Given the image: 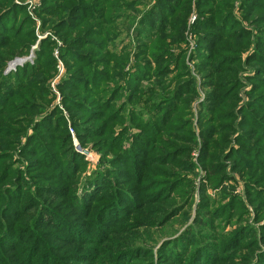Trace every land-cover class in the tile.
I'll return each mask as SVG.
<instances>
[{
    "label": "trees",
    "instance_id": "1",
    "mask_svg": "<svg viewBox=\"0 0 264 264\" xmlns=\"http://www.w3.org/2000/svg\"><path fill=\"white\" fill-rule=\"evenodd\" d=\"M20 1L0 0V264H155L152 249L133 242L156 224L188 219L197 176L202 196L195 221L162 244L157 263L222 264L228 256V264H264V225H242L249 211L234 186L225 185L235 180L227 172L230 165L244 181L248 202L258 203L255 221H260L264 0H240L241 16L256 31L235 16L237 0L143 2L148 7L135 43L121 49L118 39L135 20L124 12L135 9L132 0H42L43 29L55 30L56 40L39 42L26 0ZM193 10L196 66L204 77L200 86L207 88L199 103L204 139L199 164L191 154L197 145L192 101L200 97L199 86L187 62L179 68L177 57L168 60L164 53L173 54L162 49L181 40ZM252 42L254 51L243 59ZM36 44L33 62L5 73L10 60L28 55ZM207 45L210 51L204 52ZM56 49L66 68L57 84L61 104L50 86L57 75ZM150 50L157 52L156 67L136 60ZM177 54L182 61L185 52ZM247 65L258 66L247 77L249 101L237 109L239 71ZM115 121L119 131L110 127ZM70 127L81 147L102 153L98 168L86 177L87 160L76 151ZM80 180L82 200L72 189ZM216 218L239 227L211 236L206 229L223 228L214 224Z\"/></svg>",
    "mask_w": 264,
    "mask_h": 264
},
{
    "label": "rangeland",
    "instance_id": "2",
    "mask_svg": "<svg viewBox=\"0 0 264 264\" xmlns=\"http://www.w3.org/2000/svg\"><path fill=\"white\" fill-rule=\"evenodd\" d=\"M135 2V9H128L124 12H127L125 14H128L130 12H132V15L135 14V20H133V24H130L131 28L129 29H125L123 31V35L118 39V47L119 49H121V46L124 47L130 43H132L134 45L135 40H134V35L135 32L137 30L138 27L141 26V19L143 17V13L146 9V7L150 6L151 4H153L155 2V0H132ZM15 2L17 4L22 3L20 0H15ZM42 0H26L25 4H27V13L28 15L31 17V19L33 20L34 24L33 26L35 27V33L38 36V42L42 39L47 38L48 36H51L52 38H55L54 34H56L55 30L51 29V28H47V29H43V25H42V17L38 12V9L41 7L42 4ZM143 2H148V6H145L143 4ZM240 0H237L235 2L234 8H232V11L235 12V16L238 18L239 20L241 19L243 25L246 28H249L250 23L249 21H245L243 19V17L241 16L242 11H241V7H240ZM259 13H264V11H259ZM197 19V14L195 13V10H193L191 12V14L189 15L188 18V23H186L184 30L181 32V40L177 41L174 40V44L172 46H169V48L167 47H162V49H167L168 52L172 53L173 55L171 56L169 53H164L166 54V57L168 60H174V57H177V60L179 61V68L182 67V64H184V62H187L188 66H189V72L191 75H194L196 77V86L198 87L199 91H200V97L198 100H196L194 102V100L192 101V105H193V111H194V115H193V125L195 127V132H196V137H197V145L195 146V148L192 150V160L196 163L199 164V157H200V152L201 149L203 147V143H204V139L203 136L201 135V133H199V128L200 126L198 125V121H199V117H200V113H199V103L205 100V94H206V90L207 88L200 86V82L202 83V81L204 80L202 77L203 73H201L199 70L200 68L198 66H196V64L199 63V59L197 58V45H198V37L196 35V33L193 30V23L196 21ZM122 23H124V18L122 19ZM151 25V24H149ZM129 26V27H130ZM254 31H256V27L254 28L253 26H251ZM145 29L147 30H151L148 26H144ZM245 28V30H246ZM172 29L167 30L168 32L171 31ZM150 34L152 32H149ZM156 33V32H155ZM151 36V35H149ZM145 39V40H144ZM150 40V39H149ZM145 41L147 42L146 38H138V42H142L145 43ZM168 42H171V39L168 38L167 39ZM37 42V44H38ZM62 41H58V44L61 45L63 43H61ZM116 43V42H115ZM36 45L32 46L33 48H31L30 52L28 55H23V56H17L14 59L10 60L6 66L5 69V73H9L10 71H16L17 70V66H23L25 62L27 61H31L33 58L36 57L35 51L34 49L36 48ZM117 44V43H116ZM253 44L254 42H252L251 47L248 50H245L242 53V58L245 59L246 55H248L249 53L253 52ZM155 50H160L156 47V45H153ZM141 48H139L140 50ZM171 49V50H169ZM212 49V48H211ZM147 51V52H139L138 56L136 58V60H141V62H149L151 61L150 64H152L153 67H156V61H157V66H158V62L159 60L154 59L152 56L155 55L157 52L156 51ZM181 50H183V52H185L184 58L181 61V56H178L177 53H179ZM204 52H208L210 51V46L207 45L205 47V50H203ZM162 52V51H161ZM196 53V54H195ZM161 54V53H159ZM57 60V75L52 78L50 80V86L52 91L57 95L56 98V104H61V98H62V93L57 89V84H58V79L60 77V75L64 72H66V68L65 65L62 61V59L60 58V54L59 51L56 49L54 50V54H53ZM196 56V57H195ZM134 57H135V49L132 48L131 52H130V59L132 63L134 62ZM23 58H26L25 61H23ZM146 59H148V61H146ZM154 59V60H153ZM18 63V64H17ZM174 63L171 65V67H174ZM17 64V65H15ZM144 64V63H143ZM14 65V66H13ZM13 66V67H11ZM176 66V65H175ZM258 65H247L244 67V69L242 68L239 71V79L241 80L243 87L239 93V97H240V102H239V106L237 107L240 108L241 106L245 105L248 101H249V95L248 92H250V89L252 88V83L250 80H247L248 76H251L250 74L253 75L255 69H257ZM130 66L126 67V69H129ZM125 69V70H126ZM177 73V71L175 69H173V71L171 72L170 76L168 78H170V80L175 76V74ZM261 77L262 79H264V71H261ZM142 83H147V81H143ZM258 83V82H257ZM244 102H246L244 104ZM62 108H64L62 106ZM64 114L67 116V112L64 110ZM114 125V126H113ZM110 127H114V131H119V126L117 124V122H111L110 123ZM135 129H133L132 131H134ZM32 130H30L29 132H31ZM135 132V131H134ZM70 133L72 134V138H73V144L74 147L76 149V151L80 152L81 154H83V156L86 157L85 152L88 150L90 151V157L87 158V169L86 171L83 172V176L82 177H86L88 175H90L94 170H96L98 168V164L100 162V160L102 159V153L98 150V149H94L91 148L92 146L89 145L86 148L81 147V144L77 138L76 132L74 131V129L72 127H70ZM222 135V133H221ZM90 144V143H89ZM127 145H129L128 143L125 144V147H128ZM81 148L82 152L79 151L78 149ZM15 158H18V153L15 155ZM198 169V168H197ZM198 171V170H197ZM227 172H229V174H234L235 176V180L232 181H227L225 183V185L227 186H234L235 191L234 193L239 195L240 198L244 201L245 207L248 209L249 214L246 217L245 220H242V225H244L245 223H249V224H253L255 226V228H259L260 225H264V216L260 219V221L257 222V220L255 221V214H256V210L257 208H255L257 206V202L256 203H250L248 202L247 196H246V192H245V184L243 179L241 178V175L238 171H233L230 167V165L227 167ZM247 171L242 172L243 174H245ZM203 173L205 174V171L203 170ZM201 178H198V176L196 177V190L193 194V200H192V204H191V213L189 214V217L186 221L181 222L178 217L176 216L175 219H172L168 224L164 225L163 227H159L157 224L152 226L149 230V233L145 234L144 238L142 237L141 240H136L133 243H137V244H141L145 247H147L148 249H152L153 251V255L155 257V264L157 263V251L158 249L162 246V244L166 241H170L174 238H176L177 236H179L181 234L182 231H184L190 224L194 223L196 215H197V209H198V203H200L201 200V192H200V184H201ZM85 183V182H84ZM84 183H82V181L80 180L78 183H74L72 184V189H74V194L75 197H77L78 199L82 200L85 191L83 189ZM222 188V186H221ZM209 194L211 196H215L216 194V190H212L211 188L209 189ZM220 197L217 198V200H219ZM228 200V198L224 199V202H226ZM264 211V210H263ZM157 215H159L158 211H154ZM210 217V216H207ZM247 220V221H246ZM234 221V219H233ZM218 222L222 223L221 226H223L222 229L217 228L214 229V231H211L209 229H206V232H208L211 236H215L214 234H218V232L221 233H229L234 231L237 226H238V222L237 223H231L229 224L228 221H220L219 218H216L214 220V224H217ZM260 222V223H259ZM239 227V226H238ZM143 229V228H142ZM141 229V230H142ZM214 233V234H213ZM238 259H241L240 257H238ZM228 260V256L224 259V262L222 264H228L227 263Z\"/></svg>",
    "mask_w": 264,
    "mask_h": 264
},
{
    "label": "built area",
    "instance_id": "3",
    "mask_svg": "<svg viewBox=\"0 0 264 264\" xmlns=\"http://www.w3.org/2000/svg\"><path fill=\"white\" fill-rule=\"evenodd\" d=\"M33 60H34V58L31 60V62H33ZM11 67H13V66H11ZM78 150L82 152L81 148H79ZM85 155H86L87 158H89L90 155H91V154H90V151L87 150V151L85 152Z\"/></svg>",
    "mask_w": 264,
    "mask_h": 264
},
{
    "label": "water",
    "instance_id": "4",
    "mask_svg": "<svg viewBox=\"0 0 264 264\" xmlns=\"http://www.w3.org/2000/svg\"><path fill=\"white\" fill-rule=\"evenodd\" d=\"M26 60V58H23V61H25ZM18 64V63H17ZM17 64H15V65H17Z\"/></svg>",
    "mask_w": 264,
    "mask_h": 264
},
{
    "label": "bare ground",
    "instance_id": "5",
    "mask_svg": "<svg viewBox=\"0 0 264 264\" xmlns=\"http://www.w3.org/2000/svg\"><path fill=\"white\" fill-rule=\"evenodd\" d=\"M14 66V65H13Z\"/></svg>",
    "mask_w": 264,
    "mask_h": 264
}]
</instances>
